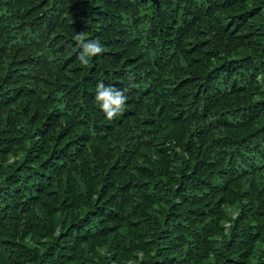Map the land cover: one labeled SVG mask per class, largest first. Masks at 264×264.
I'll list each match as a JSON object with an SVG mask.
<instances>
[{
	"label": "trees",
	"instance_id": "obj_1",
	"mask_svg": "<svg viewBox=\"0 0 264 264\" xmlns=\"http://www.w3.org/2000/svg\"><path fill=\"white\" fill-rule=\"evenodd\" d=\"M0 264H264V0H0Z\"/></svg>",
	"mask_w": 264,
	"mask_h": 264
},
{
	"label": "clouds",
	"instance_id": "obj_2",
	"mask_svg": "<svg viewBox=\"0 0 264 264\" xmlns=\"http://www.w3.org/2000/svg\"><path fill=\"white\" fill-rule=\"evenodd\" d=\"M75 41L82 48L78 60L86 67L89 59L103 52V46L97 40H87L85 33H77L74 37ZM126 87L123 91L111 86H106L103 81L97 84L96 101L100 104L102 111L109 120H112L123 111L127 100Z\"/></svg>",
	"mask_w": 264,
	"mask_h": 264
},
{
	"label": "rangeland",
	"instance_id": "obj_3",
	"mask_svg": "<svg viewBox=\"0 0 264 264\" xmlns=\"http://www.w3.org/2000/svg\"><path fill=\"white\" fill-rule=\"evenodd\" d=\"M235 208V206H229L228 208V214L227 216H223V219L225 220L224 223V228H225V232L229 233L230 232V227L232 225V221L233 219H235L237 217V212H233V209Z\"/></svg>",
	"mask_w": 264,
	"mask_h": 264
},
{
	"label": "water",
	"instance_id": "obj_4",
	"mask_svg": "<svg viewBox=\"0 0 264 264\" xmlns=\"http://www.w3.org/2000/svg\"><path fill=\"white\" fill-rule=\"evenodd\" d=\"M153 1H155V2H156V0H153Z\"/></svg>",
	"mask_w": 264,
	"mask_h": 264
}]
</instances>
